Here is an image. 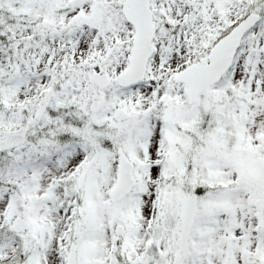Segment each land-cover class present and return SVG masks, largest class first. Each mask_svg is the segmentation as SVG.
<instances>
[{
  "label": "snow or ice",
  "instance_id": "snow-or-ice-1",
  "mask_svg": "<svg viewBox=\"0 0 264 264\" xmlns=\"http://www.w3.org/2000/svg\"><path fill=\"white\" fill-rule=\"evenodd\" d=\"M0 264H264V0H0Z\"/></svg>",
  "mask_w": 264,
  "mask_h": 264
}]
</instances>
